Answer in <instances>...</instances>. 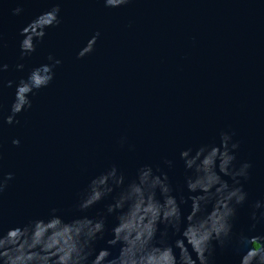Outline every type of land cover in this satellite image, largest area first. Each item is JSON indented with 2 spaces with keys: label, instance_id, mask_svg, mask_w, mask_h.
I'll use <instances>...</instances> for the list:
<instances>
[{
  "label": "water",
  "instance_id": "water-1",
  "mask_svg": "<svg viewBox=\"0 0 264 264\" xmlns=\"http://www.w3.org/2000/svg\"><path fill=\"white\" fill-rule=\"evenodd\" d=\"M56 4L60 24L45 29L36 51L21 59V30ZM17 6L23 12L14 16ZM97 32L94 50L78 59ZM0 34V63L9 65L0 72V178L12 173L0 194L3 232L56 208L65 221L105 216L104 239L95 247L106 248L117 222L107 206L121 189L82 212L77 205L91 180L115 165L127 186L150 165L168 174L178 201L187 199L191 172L181 151L219 146L223 131L239 143L235 166L252 167L248 179L240 178L248 196L232 237L223 247L213 241L211 264H240L248 247L241 236H264V206L253 207L264 205V0H130L120 7H105L104 0H0ZM49 55L61 61L53 80L30 95L32 107L16 115L18 123H6L17 84L51 63ZM190 207L191 201L181 205L185 216ZM177 238L169 230L168 243ZM119 247L110 249L113 256Z\"/></svg>",
  "mask_w": 264,
  "mask_h": 264
},
{
  "label": "clouds",
  "instance_id": "clouds-1",
  "mask_svg": "<svg viewBox=\"0 0 264 264\" xmlns=\"http://www.w3.org/2000/svg\"><path fill=\"white\" fill-rule=\"evenodd\" d=\"M130 0H104L105 7H120ZM23 12L22 7L11 9L14 16ZM58 4L41 13L24 27L20 35V58L36 51L37 42L46 35L45 29L60 24ZM97 32L78 53L83 58L94 50ZM0 34V47H2ZM51 63L31 70L27 79H21L16 86L15 99L11 114L6 123L12 124L17 114L30 109V95L47 87L54 78L53 69L61 61L54 56L47 57ZM9 65L0 63V72L7 71ZM23 70L24 64H16ZM9 80L7 87H12ZM228 132L220 133V145H202L195 153L191 148L181 151L180 158L191 175L186 176V188L190 195L178 201L166 172L159 168L156 172L150 165L138 169L137 176L125 186V177L115 165L95 177L87 189L81 193L77 205L86 211L121 189L107 206V214L116 213V224L111 229L112 238L107 240L108 247L97 251L95 244L104 239L106 217H77L65 221L53 208L48 218H39L10 228L7 232L0 229V264H211L214 254L213 241L221 247L232 237L233 220L238 206L247 200L240 178L248 179L252 165L245 162L237 168L235 150L238 142H233ZM19 145V140H13ZM171 167L173 162L165 160ZM158 173V174H157ZM230 177L229 184L222 177ZM12 173L0 178V194L7 187ZM191 201L190 212L185 216L181 205ZM257 201L254 209H260ZM253 221H259L256 211L251 214ZM264 219V212L260 213ZM163 225V230L160 229ZM255 223L253 224V228ZM169 230L179 234L170 244L167 241ZM159 233V238H158ZM241 243L248 245L240 264H264V236H241ZM119 245V252L113 256L110 249ZM250 245V247H249ZM178 250V253H177ZM195 254V255H193Z\"/></svg>",
  "mask_w": 264,
  "mask_h": 264
}]
</instances>
